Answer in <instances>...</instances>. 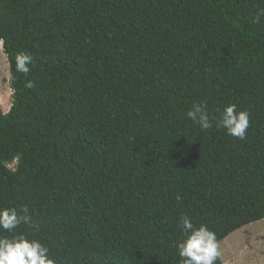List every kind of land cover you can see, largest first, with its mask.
<instances>
[{"label":"trees","instance_id":"1","mask_svg":"<svg viewBox=\"0 0 264 264\" xmlns=\"http://www.w3.org/2000/svg\"><path fill=\"white\" fill-rule=\"evenodd\" d=\"M0 42V208L32 218L0 237L56 264H181V215L217 241L264 218V0H0ZM194 103L247 110L246 138L201 130Z\"/></svg>","mask_w":264,"mask_h":264},{"label":"clouds","instance_id":"2","mask_svg":"<svg viewBox=\"0 0 264 264\" xmlns=\"http://www.w3.org/2000/svg\"><path fill=\"white\" fill-rule=\"evenodd\" d=\"M32 63L33 57L29 53L21 52L15 57L17 72L28 73ZM186 116L203 131L215 126L240 140L246 138L250 126V113L247 110H238L236 104L225 105L218 116L210 117L206 105L194 103ZM31 222L27 207L19 211L15 207L0 208L2 230L13 232L19 225ZM178 226L182 238L177 242L176 248L181 264H215L221 255L215 232L207 225H194L187 215L180 216ZM0 264H56V261L50 257L49 249L40 240L15 234L12 238L0 237Z\"/></svg>","mask_w":264,"mask_h":264},{"label":"rangeland","instance_id":"3","mask_svg":"<svg viewBox=\"0 0 264 264\" xmlns=\"http://www.w3.org/2000/svg\"><path fill=\"white\" fill-rule=\"evenodd\" d=\"M0 42V110L11 105L8 62ZM15 161L9 166L13 167ZM224 264H264V218L247 224L217 241Z\"/></svg>","mask_w":264,"mask_h":264},{"label":"bare ground","instance_id":"4","mask_svg":"<svg viewBox=\"0 0 264 264\" xmlns=\"http://www.w3.org/2000/svg\"><path fill=\"white\" fill-rule=\"evenodd\" d=\"M2 49V48H1Z\"/></svg>","mask_w":264,"mask_h":264}]
</instances>
